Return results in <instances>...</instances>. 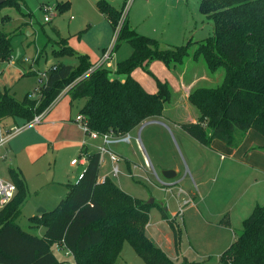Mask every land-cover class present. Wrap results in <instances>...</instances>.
Masks as SVG:
<instances>
[{
	"label": "trees",
	"instance_id": "trees-1",
	"mask_svg": "<svg viewBox=\"0 0 264 264\" xmlns=\"http://www.w3.org/2000/svg\"><path fill=\"white\" fill-rule=\"evenodd\" d=\"M19 1L3 0L0 7L9 5L19 12ZM95 7L115 33L120 9L105 0L96 1ZM68 8L69 2L55 5L59 15ZM198 11L211 20L212 35L197 44L192 58H202L211 73L222 68L223 78L217 87L189 92L187 100L198 117L195 123L182 124L181 129L205 147L217 140L235 148L248 131L264 138V0H200ZM65 41L54 55H75L77 65L57 63L48 67L46 78L40 81L38 102L26 96L19 102L8 90L0 91V121L17 118L30 123L65 92L71 104L83 102L78 114L85 117L89 130L130 132L151 118L162 117L171 99L167 83L156 80L157 91L148 93L131 77L132 72L152 61L168 68L180 65L191 43L161 49L158 41L138 34L125 20L113 52L128 44L131 53L111 71L103 65L93 68L87 56L75 54ZM12 52L11 36L0 32V62H8ZM99 167V154L88 153L82 176L76 184L67 186L65 198L51 212L29 219L31 229L44 227L42 236L24 231L17 224L27 189L21 174L9 168L16 192L0 208V264H116L125 243L144 264H201L185 258L174 262L157 248L145 233L155 203L129 196L108 178L98 182ZM157 208L170 227L178 251L180 229L169 221L162 207ZM225 219L220 223L228 226ZM53 247L65 250L72 262H59ZM218 262L264 264V204L254 206L236 240Z\"/></svg>",
	"mask_w": 264,
	"mask_h": 264
},
{
	"label": "rangeland",
	"instance_id": "rangeland-1",
	"mask_svg": "<svg viewBox=\"0 0 264 264\" xmlns=\"http://www.w3.org/2000/svg\"><path fill=\"white\" fill-rule=\"evenodd\" d=\"M65 1L69 2V8L63 14H58V18H55L52 22L46 21L42 7L45 5L55 7L56 4ZM96 1L98 0H21L19 1V12L9 5L0 7V32L11 36V46L13 48L12 59L9 65L0 73V91L13 86L12 93L15 100L20 102L26 96L29 101L38 102L40 99L38 93L39 87L28 94L26 93L38 84L40 77L34 76V72L29 71L26 75L30 73L33 76H25L23 79L21 78V81L18 70H31L33 67L31 65L29 66V64L34 63V60V68L35 71L39 72V75L47 70L48 67L57 63L76 66L77 59L75 55H64L62 57L54 55L56 50L60 48L61 42L64 43L65 40H67L65 44L75 54L87 56L92 63L101 58L105 51L109 52L114 45L115 33L112 32L108 21L96 9ZM105 1L115 9H120L121 11L120 20L116 28L117 31L122 22L126 20L130 28L138 34L158 41L161 49L176 48L186 45L189 41L191 42L187 51L188 56L184 57L182 64L168 68L160 61H152L143 69H135L131 77L148 93H155L157 91L156 80L168 84L171 99L164 106V118H168L173 122H191L194 118H197V110L188 102L185 95L195 88L217 87L223 78L222 68L211 73L206 68L202 58H192L197 44L212 35L211 20L201 15L198 11L200 0ZM125 3L126 8H124ZM70 16L73 17L72 20L69 19ZM55 26L61 32L62 37L54 33L53 29ZM29 43L30 45H28ZM113 51L114 49L110 56L109 66H105L111 71H114L119 61L126 59L130 55L131 48L128 44H122L115 52ZM19 55L24 63L18 62L15 65V61ZM95 65L92 66L94 67ZM120 79L122 80L123 77H120ZM69 100V96L63 94L60 106H67ZM78 108L79 103L73 102L72 106H70L73 115L77 113ZM18 124L19 126L20 124L22 125V123ZM26 124L27 122L24 121V125ZM39 125L41 124L26 126L20 133L13 137L9 154L5 159H0V180L12 182L8 173L11 167L21 174L26 185L27 196L17 224L24 231L42 236L44 227L41 226L38 229H31L28 221L31 217L39 216V209L51 212L65 198L67 194L66 184L70 180V172L72 173L69 162L72 157L76 158L78 156V148L68 143L58 145L50 144L44 138L46 132L38 129ZM166 125L169 127L170 132L166 129L167 127L159 126L169 134L170 142L178 155H181L179 146L184 150L179 139V134L182 133L183 135L181 134V136L184 138V146H188L189 152L194 154L195 157L199 155L196 162H202L201 157H204L205 154V156L207 155L211 158L213 163L212 167L215 169L218 168L219 155L213 156L214 153L209 151V149L196 145L184 135V131L174 127V125L170 123ZM139 128L136 129L137 132L131 133L132 138L138 135ZM144 139L145 136L142 132L139 134L140 147L134 141L130 145H109L108 148L115 154L117 153L125 159L133 161L130 173L121 171L118 178L112 176L113 178L110 177V179L118 183L120 188L129 193L130 196L143 201L150 199L155 201V206H152L149 211L147 234L154 240L153 243L157 244L156 240L162 241L164 248L167 243L164 236H168L171 243L168 246V250L165 251L166 253H171L173 249V236L169 225L161 219L160 212L157 208L162 207L164 210L167 209L165 206L166 200H170L171 194L167 193V195L165 192L160 191V189L143 180L147 177L151 182H156V176L159 180H164L159 168L154 166L146 170L143 169L144 159H149L150 157L153 162L151 152L145 144ZM169 144L168 141L167 146ZM1 152L2 149L0 150V155L2 154ZM88 153L91 152L84 151L83 158L86 159ZM171 157L173 158L172 153L170 154L168 152V159ZM103 159L104 162L100 165L98 173L99 178L108 169L110 174V167L105 156H103ZM226 159L228 160L226 161L227 164L230 165V160L228 158ZM172 161H175V159H172ZM227 164L219 171V181L227 174ZM133 165L137 166L136 170H133ZM240 172L237 171L238 174L233 175L232 180L228 179L229 181H227L222 196L212 197L213 194H211L209 201H207L210 204L209 209L213 215L224 211L222 216L226 213H230L233 216L234 221L231 229L237 235L241 232L242 222L247 217L237 214L240 204L245 201V193L248 191V184L238 186L234 182L237 177L245 176L244 173L240 174ZM187 178L182 183V188L185 190L191 183L188 176ZM215 187L217 188V185ZM213 191L217 194L220 190L214 188ZM263 204L264 200L257 199L254 205ZM222 205L228 208L222 210ZM186 210L184 209L183 225L182 227H178L180 229L178 249L181 259L177 260V263L183 260L182 253L185 250V258L188 262H194L191 259L197 260L194 254L192 256H189V253L187 254L189 242L192 246H194V243L189 239L190 211L189 209ZM231 211L233 212L231 213ZM53 253L59 262H72L70 255L66 254L67 252L59 247H53ZM199 255L203 254L199 252ZM205 257L207 260H210L207 264H214L216 255L210 254ZM116 264L144 263L135 254L130 245L125 243ZM217 264H219L218 260Z\"/></svg>",
	"mask_w": 264,
	"mask_h": 264
},
{
	"label": "crops",
	"instance_id": "crops-1",
	"mask_svg": "<svg viewBox=\"0 0 264 264\" xmlns=\"http://www.w3.org/2000/svg\"><path fill=\"white\" fill-rule=\"evenodd\" d=\"M55 18H58L57 13L55 14V16H53L51 22ZM69 19L72 20L73 17L70 16ZM53 31L56 35L58 34L61 35L62 37L61 32L56 26L54 27ZM28 45H30V43ZM20 58L21 57L19 55L15 61V65H17L18 62L24 63L22 62L23 60ZM100 59L101 58H99L97 61H94L93 63L90 60L89 62L92 65H95ZM9 62L4 64L3 70L6 69V67L9 65ZM30 65L31 67H33L31 70L30 69L29 70L27 69L26 71L24 70L22 71L21 69L18 70L20 74V80L21 78L23 79L25 76H29V75L33 76V74L36 77H40L39 72L35 71L34 68L35 60L34 63L29 64V66ZM29 71L30 72L32 71L34 73L33 74L29 73V75H26L28 74ZM45 72L46 70L43 71L42 73ZM40 81L41 78H39L38 84H36V86L31 91H28L26 94L32 92L33 90H36L40 86ZM12 88L13 86L8 87L6 90L9 91V95L14 97L12 93ZM63 94L66 95L65 92H63L53 102V104L45 111V113L42 114L41 120L39 122V124L41 125L38 126V129L40 131L46 132V136L44 138L47 139L48 142H50V144L58 145V144L68 143L78 148L77 150L78 156L76 158L72 157L70 160L71 162L72 160L75 159L77 160V162L74 165H71L69 162V166L72 173L70 172V180L66 184V188H67L68 185H74L78 182L80 176L82 175L86 167V162L84 161L83 158L84 150L86 149L88 152L96 153L95 146L99 142L88 140L87 136L84 135V133L80 130V128L74 123V116L79 113V110L83 105V102L78 101L79 108L77 109V113L73 115L70 110V106H72L70 100L67 106H60V101ZM188 94L185 95V98L188 96ZM167 122L174 125V127L180 129L181 131H183L181 129V125L187 123H195L196 118H194L191 122H176V121L173 122L168 118H164V116L162 115V117L151 118L145 121L141 125L131 130L130 134L135 131L137 132L136 129L140 127L138 133L140 134L143 132V135L145 136L144 139L145 144L148 146V149L151 152L153 162L151 161L150 157L149 159L146 158L144 160L148 161L151 168H153L154 166L156 168H159L160 173L164 171H172L173 174H175V177L171 180H162L174 184V186L171 187V195H173L174 197L170 195L171 196L170 200L169 201L166 200V204H165V206L167 205L166 206L167 209H165L167 217L169 218V216L175 211L176 203L174 198L176 196V191L179 187H181V189L184 190L186 195L191 197L193 200V204H189V206L185 208L187 210L189 209L190 211L189 239H191L194 243V246H192V244L189 242V250H188L189 252L187 251V254L189 253V256L190 255L192 256L194 254L197 257V260L195 259H191V260H194V262L196 263L207 264L209 263L210 260L209 259L207 260L205 256H209L210 254H212V255H216L214 259V264H217V260L219 256L225 250H227L230 247V245L236 240L237 234L231 229L232 223L234 221L233 216L230 213H226L222 216L224 211H221L219 214L213 215L210 212L209 209L210 204L209 202L207 203V201H209L211 194H213L212 197L222 196L224 192L223 190L226 188L227 181L232 180L233 175L235 176L236 174H238L237 171H241L240 174L244 173L245 176L237 177L236 180L234 181L236 185L240 186V185L248 184L247 185L248 191L245 193V197H244L245 201L240 204V207L237 210V214L242 215L244 217L245 216L248 217L255 206L254 204L256 200L257 199L264 200V138L259 136L253 131H248L242 135L239 145L235 148H229L217 140L212 141L210 147H205L200 143H198L197 141L193 140L185 132H183L184 135L188 137V139H190L196 145H199L200 147L202 146L205 149H209V151L214 153L213 156H217V155L220 156L218 168L215 169L214 167H212L213 163L211 158H209V156L207 155L205 156V154L204 157H201L202 162L200 163L196 162L197 158H199V155H196L195 157L194 154L189 152L188 146H184V138L183 136H181L182 134L181 132H180L181 134H179L180 137L179 139L182 143V146L184 147V150L179 146L181 155H178L175 148L170 142L171 140L169 138V134H167V131L165 129H162L160 128L161 126H159L162 125L167 127L166 129L170 132L169 127L166 125L168 124ZM0 123L6 129L11 127H22L24 125L23 120L11 119V118L4 119L0 121ZM18 123H22V125L20 124L19 126ZM156 133H158V135H156ZM12 139L4 147L0 148V150L2 149L1 152L2 154L0 155V159H5L9 154L11 148L10 144L13 141ZM168 141L170 143L169 146H167ZM255 148H262L263 150L259 151V150H255ZM168 152L170 154L172 153L173 158L171 157L168 159ZM117 155L121 158V163H120L121 171L130 173L131 165L133 164V161L125 159L119 154ZM105 158L110 167V174L108 169V171L104 173L100 178L98 177V182H102L105 178L110 179V177L113 176L111 174V163L107 156H105ZM226 158L230 160L231 162L230 165L227 164L226 161L228 160ZM172 159L173 160L175 159V161H172ZM102 162H104L103 158L100 165L102 164ZM225 164H227L226 166L228 167L227 174L223 176L222 179L219 181L220 178L219 171H221V169L225 166ZM187 176L191 180V183L185 190L182 188V183L186 179H188ZM112 182L121 191H123V189L120 188L118 183H115L114 181ZM216 185L217 188L215 187ZM189 187H190V191H189ZM214 188L219 189L220 191H218L217 194H215L213 191ZM123 192L130 196L129 193L125 191ZM184 197L185 196H181L180 199ZM153 203H155L154 200ZM222 207H223L222 210L228 208L224 205H222ZM232 212L233 211H231V213ZM225 216H226L225 221H227L229 224L228 226H225L224 224L220 223L221 219H223ZM247 217H245V219ZM147 231H148V224L145 228V233L148 239L153 243L154 240L148 236ZM164 237L166 238L165 240L167 242L165 248L163 247L162 241L156 240L157 244L156 243L153 244L157 248L161 249L170 259H172L173 256L177 257L178 260L181 259L180 251L179 250L175 251L174 246L171 253H166L165 250H168V246L170 245L171 242L168 236H164ZM199 252L203 255H199ZM185 254H186V250L184 251V253H182L183 258L186 257Z\"/></svg>",
	"mask_w": 264,
	"mask_h": 264
},
{
	"label": "built area",
	"instance_id": "built-area-1",
	"mask_svg": "<svg viewBox=\"0 0 264 264\" xmlns=\"http://www.w3.org/2000/svg\"><path fill=\"white\" fill-rule=\"evenodd\" d=\"M124 8H126V3H125ZM42 11L44 13L46 21H51L53 16H55V14H56L55 13L56 12L55 7L54 6L51 7L50 5L43 6ZM118 31L116 29L115 39H116V35H117ZM114 42H115V40H114ZM113 46L109 52H107V51L104 52L103 56L96 63V65L94 67H97L100 65L107 66V67L109 66V60L111 58L110 56L112 53ZM11 58H10V60H11ZM8 62H2V63L0 62V73L3 71L4 64L8 63ZM91 70H89V72ZM40 78H41V81L44 80L46 78V74L41 73ZM41 117H42V115L35 117L30 123H27L26 125H23L22 127H11V128L6 129L0 123V148L4 147L13 137H15L18 133H20L24 129V127L34 126L36 124H39ZM74 123L80 128V130L84 133V135L87 136L88 140L99 142L95 146V150H96L95 152L99 154V165L102 161L103 156H107L110 163H111V174L113 175V177L118 178L119 175L121 174V169H120L121 158L117 154H115L113 151H111L108 147L111 144L130 145L132 143V141H134L136 143V145L138 147H140L139 146V143H140L139 133L134 138L131 137L130 132L114 133L112 131H109L107 133H98L96 131L89 130V128L87 127V124H86L85 117H83L80 114L76 115V117L74 118ZM84 161L86 162L85 158H84ZM76 162H77V160L74 159L70 162V164L74 165ZM149 168H151V167H150L148 161L144 160V168L143 169L146 170ZM136 169H137V166L133 165V170H136ZM143 180L147 183L152 184L154 187L160 189L161 191H163L165 193H170V194H171V187L174 186V184L159 180L157 176H156V182H151V180L147 177L144 178ZM15 192H16V188L12 182H4V181L0 180V200H1L0 207H2L5 203H7L14 196ZM171 196L174 197L173 195H171ZM179 196L180 197L185 196V197L180 199ZM178 197H179V199H178ZM174 199H175V203H176V208H175V211L169 216V221H172L178 227H180V226L182 227L184 209H185V207L189 206V204H193V200L191 197L186 195V193L184 192V190L181 189V187H179L177 189L176 196ZM66 254H68V253H66ZM171 260L176 262L178 260V258L173 257Z\"/></svg>",
	"mask_w": 264,
	"mask_h": 264
},
{
	"label": "water",
	"instance_id": "water-1",
	"mask_svg": "<svg viewBox=\"0 0 264 264\" xmlns=\"http://www.w3.org/2000/svg\"><path fill=\"white\" fill-rule=\"evenodd\" d=\"M3 0H0V2H2ZM162 177L164 180H171L175 177V174H173L172 171H164L161 173ZM148 204H152L153 203V199H150L149 201H147ZM45 213L44 209H39L38 210V214L41 215Z\"/></svg>",
	"mask_w": 264,
	"mask_h": 264
}]
</instances>
